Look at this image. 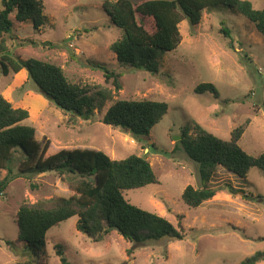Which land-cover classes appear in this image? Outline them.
I'll return each instance as SVG.
<instances>
[{"label": "rangeland", "instance_id": "rangeland-1", "mask_svg": "<svg viewBox=\"0 0 264 264\" xmlns=\"http://www.w3.org/2000/svg\"><path fill=\"white\" fill-rule=\"evenodd\" d=\"M103 1L44 0L46 25L35 29L31 21L14 20L12 33L0 38V58L6 50L15 59L50 61L73 82L113 89L112 81L107 82L103 71L90 62L106 65L122 75V89L114 100L148 98L168 103L167 114L150 136L137 139L105 124L102 118L113 101H106L91 118L60 109L26 70L5 74L0 65V94L29 110L26 123L36 128V140L50 142L45 159L76 148L101 150L114 159L131 154L147 157L159 183L126 190V198L181 225L186 236L137 244L114 229L95 242L77 229L78 216H73L47 232L49 258L38 259L39 264L46 260L62 264L57 244L63 246L68 264H240L264 251V170L253 167L243 178L219 167L208 183L216 188V195L191 208L181 195L187 185L201 186L199 168L182 147L175 149L183 126L193 133L199 124L229 139L232 130L248 120L240 145L255 155L264 151V38L241 14L215 8L204 12L195 26L187 19L181 22V43L161 53L159 70L151 73L117 60L110 46L123 32L105 13ZM249 1L256 9L264 7V0ZM222 27L230 36L221 32ZM204 82L215 84L220 97L195 92ZM17 168L15 163V172ZM6 174L7 170H0V181ZM73 194L57 172L16 176L0 193V264L29 260L17 241L23 203Z\"/></svg>", "mask_w": 264, "mask_h": 264}, {"label": "trees", "instance_id": "trees-1", "mask_svg": "<svg viewBox=\"0 0 264 264\" xmlns=\"http://www.w3.org/2000/svg\"><path fill=\"white\" fill-rule=\"evenodd\" d=\"M102 7L123 32L110 46L117 60L151 73L158 72L161 53L174 50L181 43V22L187 19L195 26L201 22L204 12L215 8L227 7L241 14L264 38V7L256 9L249 0H144L140 3L104 0ZM45 11L44 0H0V38L12 33L14 20L31 21L35 29L45 26ZM221 32L230 36L226 27H222ZM3 52L0 65L5 74L9 70L15 73L26 70L55 105L66 112L91 118L106 101H113L102 121L130 132L137 139L150 136L153 126L168 112L169 105L165 101L114 100L122 89V75L98 62L90 64L103 71L106 81H112L113 89L73 82L56 63L33 57L15 59L6 50ZM195 92H210L215 98L220 97L211 82L199 84ZM29 117L28 109L14 106L0 94V170H7L0 181V193L16 176L57 172L74 194L25 202L20 206L17 241L24 245L29 256L26 264H39L38 259L49 258L47 232L73 216H78L77 229L95 242L114 229L137 244L161 239L181 240L186 236L181 225L176 226L165 216L134 205L126 198V190L159 183L147 157L131 154L114 159L101 150L76 148L63 149L45 159L50 142L43 144L36 140V128L26 123ZM247 123L248 120L232 130L229 139L218 137L199 124L194 126L193 133L189 126L182 127V137L175 149L182 147L198 165L201 180L200 187L187 185L183 190L181 198L187 206L198 208L216 195V188L208 183L219 167L243 178L253 167L264 170V151L255 155L240 145ZM55 249L61 263L68 264L63 246L57 244ZM263 259L264 251H257L240 264H258Z\"/></svg>", "mask_w": 264, "mask_h": 264}, {"label": "water", "instance_id": "water-1", "mask_svg": "<svg viewBox=\"0 0 264 264\" xmlns=\"http://www.w3.org/2000/svg\"><path fill=\"white\" fill-rule=\"evenodd\" d=\"M83 117H85V115H83ZM181 139V138H180Z\"/></svg>", "mask_w": 264, "mask_h": 264}]
</instances>
